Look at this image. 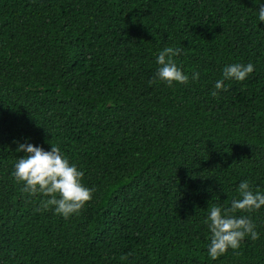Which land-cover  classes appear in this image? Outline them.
<instances>
[{"label":"trees","instance_id":"16d2710c","mask_svg":"<svg viewBox=\"0 0 264 264\" xmlns=\"http://www.w3.org/2000/svg\"><path fill=\"white\" fill-rule=\"evenodd\" d=\"M260 5L0 0V264H264V207L235 214L259 239L215 260L205 223L242 181L264 193ZM165 47L186 84L159 80ZM236 63L254 71L216 90ZM17 142L58 146L91 201L68 219L36 211L44 197L12 175Z\"/></svg>","mask_w":264,"mask_h":264},{"label":"clouds","instance_id":"9594fccd","mask_svg":"<svg viewBox=\"0 0 264 264\" xmlns=\"http://www.w3.org/2000/svg\"><path fill=\"white\" fill-rule=\"evenodd\" d=\"M258 18L264 22V5L258 8ZM180 48L165 47L157 56V71L159 80L172 86L174 82L186 84L188 75L177 66L173 57L179 55ZM254 71L251 63H236L227 65L222 70L223 79L217 80L216 90L227 91L224 79L237 81L245 80ZM193 80L199 79V73L192 74ZM149 81V84L155 83ZM213 91L212 96H217ZM18 143V142H17ZM17 152L25 155L18 157L12 173L17 183L23 185L22 192L29 197L41 196L40 207L36 211L54 209L55 214L68 219L79 213L84 205L91 201L94 188L86 187L82 183L83 171L61 153L58 146L51 145L50 151L31 143H18ZM239 198L231 201L230 207L221 208L212 205L209 208L207 223L210 231L208 255L215 260L229 249L240 247L245 237L253 241L259 239L256 225L248 215H235L237 212L251 213L264 207V193L253 192L248 181H242L238 186Z\"/></svg>","mask_w":264,"mask_h":264}]
</instances>
